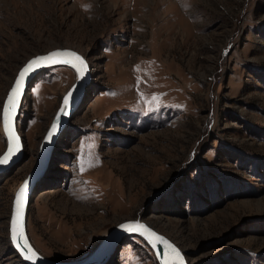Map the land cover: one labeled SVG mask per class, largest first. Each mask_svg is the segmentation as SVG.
<instances>
[{"label": "rangeland", "instance_id": "374dc122", "mask_svg": "<svg viewBox=\"0 0 264 264\" xmlns=\"http://www.w3.org/2000/svg\"><path fill=\"white\" fill-rule=\"evenodd\" d=\"M56 47L79 52L88 79L30 191L32 248L78 262L138 218L186 264H264V0H0V106L23 62ZM75 75L44 67L21 97L0 264H25L7 238L10 200ZM109 253L101 264H156L135 234Z\"/></svg>", "mask_w": 264, "mask_h": 264}, {"label": "snow or ice", "instance_id": "6c2138e0", "mask_svg": "<svg viewBox=\"0 0 264 264\" xmlns=\"http://www.w3.org/2000/svg\"><path fill=\"white\" fill-rule=\"evenodd\" d=\"M90 5H85L87 8ZM50 64H67L74 68L77 72V78H82L87 71L88 65L86 64L83 57L71 50H53L45 55H39L29 60L25 66L19 71L15 83L8 93L7 99L3 102L2 119L4 132L8 138V150L4 156L0 157V164H6L13 155L19 150V137L16 135L13 127V119L16 114V109L20 102V96L23 92L25 81L27 77L40 67H45ZM139 71V66L136 67ZM139 80V77L137 78ZM72 93L69 92L64 97V104L61 107V114L67 115V107L70 102ZM156 99V97H153ZM60 116H57V121ZM57 128V123H53L52 129L48 133V139L54 135V130ZM83 170V169H82ZM27 187L28 182L25 181L16 192L14 211L12 214V228L11 238L13 243L21 249L24 259L32 261L35 264L37 253L28 244L23 231V219H24V206L27 199ZM122 229L128 232H138L140 235L156 248L157 245L163 246V251L160 253L162 264H183V257L180 251L167 241L164 237L158 235L152 231L149 227L139 222H129L120 226Z\"/></svg>", "mask_w": 264, "mask_h": 264}, {"label": "water", "instance_id": "95a60500", "mask_svg": "<svg viewBox=\"0 0 264 264\" xmlns=\"http://www.w3.org/2000/svg\"><path fill=\"white\" fill-rule=\"evenodd\" d=\"M53 50H71V51H74L76 52L75 50H72L70 48H66V47H56L54 49H51V50H48L46 52H43V53H39V54H36L34 56H31L29 58H27L23 64L18 68V70L16 71V74L13 78V81L11 83V85L9 86V88L7 89L3 99H2V102H1V106H0V124H1V127L3 129V132H4V128H3V119H2V109H3V102L7 99V96H8V93L9 91L11 90L12 86L14 85L15 83V80H16V77L19 73V71L25 66V64L33 59L34 57L36 56H39V55H45L47 54L48 52L50 51H53ZM77 54H79L81 57H83L80 53L76 52ZM85 60V59H84ZM86 62V61H85ZM87 64V63H86ZM50 65H54V64H50ZM48 65V66H50ZM64 65H67V64H64ZM71 68L70 65H67ZM47 67V66H45ZM44 67H40L39 69H37L36 71L32 72L26 79L25 81V85H24V89L25 87L28 86V83L30 81V79L33 77V75L35 73H37L38 71H40L41 69H43ZM76 71V70H75ZM88 79V68H87V71L85 72V74L83 75L82 78H77V72H76V75H75V78L73 80V82L69 85V87L65 90V92L61 95L60 97V101H59V104H58V107L55 111V116L48 128V130L45 132L40 144H39V147L37 149V154H36V158L34 160V163H33V166L31 167L30 171L26 174V176L21 180L20 184L16 187V189L14 190L13 194H12V197H11V200H10V207H9V214H8V219H7V238H8V242H9V245H10V248L11 250L16 253L22 260H24V262H27V264H33L32 261H28L26 259H24V256L22 255V252H21V249L18 248L12 241V238H11V228H12V214H13V211H14V202H15V196H16V192L19 190L20 186L25 182L27 181L28 182V187H27V199H26V203H25V206H24V219H23V231H24V236L28 242V244L30 245L29 241H28V238H27V235H26V230H25V208H26V205H27V202L29 201V196H30V191L32 189V186L34 184V182L39 178V176L43 173L44 171V167H45V164L47 163V160L48 159V156H47V153L49 151V148H51V145H52V142H53V139L55 137H57L58 133L60 132L59 128L60 126L62 127L68 116L70 115V113L72 112V110L75 108V106L77 105L79 99H80V95H81V90H82V86L86 83V80ZM23 89V91H24ZM71 92L72 93V96H71V100L69 102V105L67 107V112L68 114L67 115H63L61 114L60 110H61V107H62V103L64 101V97L69 93ZM23 93V92H22ZM22 97V94L20 96V99ZM19 105H20V102H19ZM19 105L16 109V114H15V117L13 119V127L15 129V132H16V135L19 137V150L15 153V155L12 156V158L6 163V164H0V172L4 171L5 169H7L11 164H13L18 158H19V155L21 154L22 152V147H21V141H20V136L17 132V129H16V118H17V115L19 113ZM60 116L59 120L57 121V116ZM57 123V128L54 130V135L48 139V133L49 131L52 129V125L53 123ZM59 130V131H58ZM4 137L6 139V146H5V149L0 153V157L4 156V154L7 152L8 150V138L4 132ZM56 139V138H55ZM47 149V150H46ZM129 222H139V223H142L144 224L145 226L149 227L152 231H154L155 233H157L158 235L164 237L167 241H169L172 245H174L179 251L180 249L169 239L167 238L166 236L162 235L161 233L157 232L155 229H153L148 223H145L144 221H141L139 219H129V220H124V221H121V222H118L117 224H115L105 235V237L103 239H101L97 245L95 246V248L90 252L88 253L84 258H82L80 261H78L76 264H101L102 261L105 259V257L110 254V253H107L109 252L111 249H113L115 247V245L117 244V242L119 241L120 237L123 236V235H127V234H135L137 235L139 238H141V240L144 241V243L148 246V248L151 250L152 254H153V257L155 259V262L156 264H162V259L160 257V253L163 251V246L162 245H157L156 248H153L152 245L144 238V236L140 235L138 232H128L124 229H122L120 226L123 225V224H127ZM113 242L111 245H109L110 242ZM31 246V245H30ZM32 247V246H31ZM33 249V248H32ZM34 250V249H33ZM35 251V250H34ZM37 253V252H36ZM180 254L181 256L183 257L182 255V252L180 251ZM38 257V255H37ZM98 259V260H97ZM35 264H58V263H53V262H50L48 260H44V261H41L40 258L38 257V259H36L35 261ZM183 264H186L185 262V259L183 257Z\"/></svg>", "mask_w": 264, "mask_h": 264}, {"label": "bare ground", "instance_id": "6f19581e", "mask_svg": "<svg viewBox=\"0 0 264 264\" xmlns=\"http://www.w3.org/2000/svg\"><path fill=\"white\" fill-rule=\"evenodd\" d=\"M66 48H68V47H66ZM52 49H54V48H52ZM49 50H51V49H49ZM48 51V50H47ZM44 52H46V51H44ZM77 52V51H76ZM43 53V52H42ZM79 53V52H78ZM37 54H39V53H37ZM36 55V54H35ZM34 56V55H33ZM86 61V60H85ZM87 63V62H86ZM88 65V64H87ZM72 68V67H71ZM74 71H75V69L74 68H72ZM42 70V69H41ZM75 73H76V71H75ZM13 81V80H12ZM12 83V82H11ZM11 85V84H10ZM25 90H26V87H25V89H24V91H23V93H22V95L24 94V92H25ZM70 100H71V98H70ZM20 101H21V99H20ZM63 104H64V101H63V103H62V106H63ZM54 116H55V114H54ZM54 116H53V118H54ZM53 120V119H52ZM52 122V121H51ZM51 124V123H50ZM1 126V125H0ZM64 127V125L61 127H59V128H63ZM61 129H59V130H61ZM48 130V129H47ZM58 130V131H59ZM1 132L4 134V132H3V129H2V127H1ZM56 138V137H55ZM55 138L53 139V142H52V144L56 141L55 140ZM47 150V149H46ZM51 148H49V151H48V153H47V156H48V159H49V156H50V154H51ZM48 159H46L47 160V163L45 164V166L47 167V164H48ZM46 167H44V171H45V169H46ZM44 171H43V173H44ZM16 189V188H15ZM14 189V190H15ZM136 219H138V218H136ZM126 220H129V219H126ZM140 220V219H139ZM122 221H124V220H122ZM121 222V221H120ZM105 237V236H104ZM103 237V238H104ZM113 242L111 241L110 243H109V245H111ZM113 250V249H112ZM36 252V251H35ZM110 252V251H109ZM109 252H107V253H109ZM112 252V251H111ZM37 255H38V257L40 258V260L41 261H44L45 259L43 258V256H41L40 254H38L37 253ZM108 256V255H107ZM106 256V257H107ZM185 259V258H184ZM46 260H48V259H46ZM98 260V259H97ZM48 261H50V260H48ZM27 262H25V264H26ZM54 263V262H53ZM77 262H72V263H67V264H76ZM60 264V263H59ZM62 264V263H61Z\"/></svg>", "mask_w": 264, "mask_h": 264}]
</instances>
